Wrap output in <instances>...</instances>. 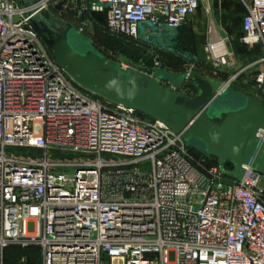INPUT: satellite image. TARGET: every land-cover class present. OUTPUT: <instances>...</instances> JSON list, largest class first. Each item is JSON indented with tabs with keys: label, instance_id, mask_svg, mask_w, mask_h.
<instances>
[{
	"label": "built area",
	"instance_id": "built-area-1",
	"mask_svg": "<svg viewBox=\"0 0 264 264\" xmlns=\"http://www.w3.org/2000/svg\"><path fill=\"white\" fill-rule=\"evenodd\" d=\"M238 1L242 41L263 52L229 74L236 62L214 15L225 0H0V264L11 246L40 248L41 264H264V174L245 166L238 180L165 122L83 90L30 25L73 9L89 38L86 14L104 13L111 35L146 45L138 65L152 76L177 52L191 62L183 73L264 97V0ZM200 9L210 54L201 70L178 46Z\"/></svg>",
	"mask_w": 264,
	"mask_h": 264
},
{
	"label": "water",
	"instance_id": "water-1",
	"mask_svg": "<svg viewBox=\"0 0 264 264\" xmlns=\"http://www.w3.org/2000/svg\"><path fill=\"white\" fill-rule=\"evenodd\" d=\"M35 0H17L25 8ZM62 4L57 6L61 9ZM52 57L83 90L165 122L182 134L194 149L233 165L232 175L241 180L245 166L264 174V103L202 73H183L182 84L195 85L198 94L187 95L171 78L152 76L127 56L125 68L111 59L70 22L41 13L30 20ZM156 72V71H155Z\"/></svg>",
	"mask_w": 264,
	"mask_h": 264
},
{
	"label": "rangeland",
	"instance_id": "rangeland-1",
	"mask_svg": "<svg viewBox=\"0 0 264 264\" xmlns=\"http://www.w3.org/2000/svg\"><path fill=\"white\" fill-rule=\"evenodd\" d=\"M74 4L73 6H75ZM245 8L244 5L238 0H225V4H223L221 9H216L214 12L216 23L219 31L222 32L223 35L228 37L227 48L232 52L231 57L236 62V66L233 68L227 67L225 71L229 74L237 71V68H242L244 66V59L253 54L251 49L242 41V16L244 14ZM76 13H74L73 9L69 11H65V13H61V16L66 21H70L73 25L78 23V20L74 17ZM97 20L94 18H90L92 20L91 28H88L87 34L90 35V39L95 43L99 50L105 53L111 59H114L118 62H121L126 68H133L132 64L124 62L121 57L127 56L136 64H140L141 58L144 56L146 52V45L142 47H138L133 41L126 39L121 36L111 35L107 32L106 29V16L97 15ZM207 20L208 15L204 12L203 9H200L193 19L189 22L188 25L185 26L183 33H180V37H182V42L179 41L180 47L185 50H193V52L198 56L199 61L197 62V68L201 70L202 67L208 65L210 63V59L208 56L210 55L206 51L207 45ZM87 21V20H86ZM170 36H164L163 42L167 44L169 42ZM180 40V39H179ZM190 42V43H189ZM192 42V45H191ZM189 43L187 45H184ZM163 56L166 60L168 67L173 69V71H169L167 69H158L156 70L157 76H164L166 78H171L172 82L177 83V85L182 84V79L180 78L181 74H183V69H185L191 62L185 56L177 53V52H164ZM180 72H174L179 71ZM213 75V74H211ZM249 76H246V79H249ZM183 85V84H182ZM181 85V86H182ZM241 85H235L231 87L235 91H241L242 93L249 94L253 97L264 99L263 96L252 87L243 88L244 92L239 89ZM34 228V224L32 222L29 223V230L32 231ZM24 251L26 249H23ZM30 250V249H27ZM19 253V251H17Z\"/></svg>",
	"mask_w": 264,
	"mask_h": 264
},
{
	"label": "crops",
	"instance_id": "crops-1",
	"mask_svg": "<svg viewBox=\"0 0 264 264\" xmlns=\"http://www.w3.org/2000/svg\"><path fill=\"white\" fill-rule=\"evenodd\" d=\"M76 6H83L82 0H76ZM80 21L81 20H79L78 23H80ZM87 35L90 38V35L89 34ZM250 51H252L253 54L244 59V64L251 61L255 56L260 55L263 52L260 46H257L256 48L251 49ZM242 91L244 92V89ZM259 100L264 103V99H259ZM17 251H19V253ZM41 263H42L41 250L38 247H33L30 250L24 251L23 248L21 247L11 246L7 248V250L5 251V264H41Z\"/></svg>",
	"mask_w": 264,
	"mask_h": 264
},
{
	"label": "trees",
	"instance_id": "trees-1",
	"mask_svg": "<svg viewBox=\"0 0 264 264\" xmlns=\"http://www.w3.org/2000/svg\"><path fill=\"white\" fill-rule=\"evenodd\" d=\"M75 13V12H74ZM104 15L105 16V14L104 13H97V12H89V13H87L86 14V16L88 17V18H94V19H96L97 20V15ZM74 17L76 18V14L74 15ZM77 19V18H76ZM78 20V19H77ZM79 21V20H78ZM189 24V23H188ZM188 24H186V25H188ZM186 25H184L182 28H181V30H180V33L182 34L183 33V30H184V28H185V26ZM106 29H107V27H106ZM107 32H108V30H107ZM109 33V32H108ZM180 33H179V35H180ZM110 34V33H109ZM181 36V35H180ZM179 36V38H178V46L180 47V44H179V41H181L182 42V37H180ZM180 39V40H179ZM91 41H92V39H90ZM93 42V41H92ZM190 43V42H189ZM189 43H186V44H184V45H187V44H189ZM93 44L95 45V43L93 42ZM191 45H192V42H191ZM96 46V45H95ZM97 47V46H96ZM98 48V47H97ZM181 49H183V48H181ZM183 50H185V49H183ZM101 51V50H100ZM193 51V50H192ZM105 54V53H104ZM164 57V56H163ZM165 59V58H164ZM166 61V60H165ZM149 63V62H148ZM167 69H170V70H173V69H171L170 67H168V65H167ZM96 97H98V96H96ZM98 98H100L101 100H104L105 101V99H103V98H101V97H98ZM139 114H141L142 116H144V117H146V118H148V119H152L151 117H149L148 115H146V114H143V113H141V112H138ZM191 150H192V153L195 155V156H199L200 154H201V152L200 151H197L196 149H194V148H192L191 147ZM204 153V152H203ZM216 161H217V159L215 158V157H211L210 158V163H216ZM224 166H226V168H228V169H230V168H232L233 167V165L231 164V163H229V162H227V163H225V165Z\"/></svg>",
	"mask_w": 264,
	"mask_h": 264
}]
</instances>
